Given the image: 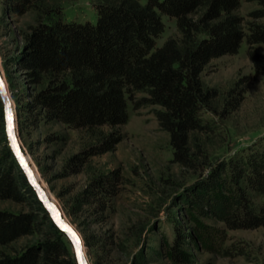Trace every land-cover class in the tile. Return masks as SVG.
Returning <instances> with one entry per match:
<instances>
[{"label": "trees", "instance_id": "1", "mask_svg": "<svg viewBox=\"0 0 264 264\" xmlns=\"http://www.w3.org/2000/svg\"><path fill=\"white\" fill-rule=\"evenodd\" d=\"M63 2L4 0L2 21L34 15L23 47L10 58L4 54L20 134L61 125L88 138L57 177L63 179L88 171L94 158L116 149L130 104L135 111L153 108L160 130L170 136L173 162L201 176L179 199L182 220L189 224L176 219L172 240L161 241L162 249L151 253L173 264H192L193 251L222 258L243 255L242 247L228 246L229 232L264 228V144L226 158L211 156L200 138L214 130L203 115L220 94L206 88L202 76L213 61L237 55L244 43L256 75H264V56L251 50L264 44V24L246 26L241 0H93L96 23L67 19ZM260 5L251 14L254 20H264V1ZM165 18L174 22L177 34L160 46ZM11 67L20 73L24 92L14 86ZM245 94L236 84L228 92L225 113L236 112ZM65 139L52 135L47 141ZM126 183L120 169L93 176L68 214L78 217L94 209L104 215ZM0 200L28 207L21 213L0 210V264H77L9 147L1 96ZM37 235L41 242L7 251ZM86 244L93 245L88 236Z\"/></svg>", "mask_w": 264, "mask_h": 264}, {"label": "rangeland", "instance_id": "2", "mask_svg": "<svg viewBox=\"0 0 264 264\" xmlns=\"http://www.w3.org/2000/svg\"><path fill=\"white\" fill-rule=\"evenodd\" d=\"M260 1L264 0H241L239 13L244 17L246 26L253 21L264 24V20L251 17L253 12L262 9ZM62 6L69 20L82 23L97 21L93 0H64ZM4 15V0H0V62L17 107L4 54L10 58L23 47L24 35L34 23V15L27 14L21 18L7 16L2 21ZM165 23L166 33L158 41L160 46L168 37L177 34L173 21L165 18ZM248 48L244 43L237 55L213 61L202 76L206 88L216 89L220 94V98L213 101V109L203 115L214 132L200 138L204 147L210 148L214 159L226 158L256 143L264 144V75H256L247 54ZM251 50L264 56V44L256 45ZM9 70L14 78V86L24 92L25 85L20 73H16L13 67ZM236 84L246 90V97L236 112L225 113L228 92ZM152 110L146 108L135 111L130 104L129 122L119 129L123 140L116 149L94 158L87 166L88 171L63 179L57 177L66 163L89 143L88 138L81 132L67 130L61 125L41 126L23 136L20 134L38 176L81 235L91 264H173L171 260L158 257L151 251H160L161 241L172 240L176 219L180 218L183 223L189 224L187 220H182L186 216L179 212L182 206L179 199L201 174L173 162L170 136L160 130ZM52 135L64 136L65 142L56 144L47 141ZM116 169L121 170L127 183L121 187L111 209L104 215H96L94 209L84 211L78 217L68 214L75 198L86 189L90 178ZM0 210L21 213L27 211L28 207L0 200ZM86 236L93 244L91 247L86 244ZM229 238L228 246L242 247L245 252L243 255L222 258L205 251H193L195 259L192 264H264V228L231 231ZM41 240V235L24 237L7 251L16 253Z\"/></svg>", "mask_w": 264, "mask_h": 264}, {"label": "water", "instance_id": "3", "mask_svg": "<svg viewBox=\"0 0 264 264\" xmlns=\"http://www.w3.org/2000/svg\"><path fill=\"white\" fill-rule=\"evenodd\" d=\"M0 81L3 82V89L0 90V96L4 105V116H5V128H6V135L9 142V147L18 162L19 166L21 167L23 173L25 174L26 178L28 179L30 185L34 189L35 193L39 201L42 203L45 210L48 212L51 220L58 228V230L64 234L67 238L69 244L72 247V251L76 258L77 264H91L86 253V248L84 241L76 230V228L70 223V221L66 218V215L62 211V208L59 204H57L53 197L52 193L46 189L42 185V180L37 177L36 172L33 168L32 161L28 153L26 152L19 133V121H18V114H17V107L12 99V95L8 88V84L6 82V78L4 77V73L2 71V65L0 62ZM11 111L12 114V129L11 134L9 133L8 127V114ZM16 127L18 130H16ZM15 141V142H13ZM51 206V207H50ZM59 214V219H57V215ZM62 225L67 226L68 229L71 231H66ZM73 233H75L76 238L79 239V252L77 251L76 240L73 238Z\"/></svg>", "mask_w": 264, "mask_h": 264}, {"label": "snow or ice", "instance_id": "4", "mask_svg": "<svg viewBox=\"0 0 264 264\" xmlns=\"http://www.w3.org/2000/svg\"><path fill=\"white\" fill-rule=\"evenodd\" d=\"M2 89H3V82L0 81V90H2ZM8 127H9V133L11 134V129H12L11 111H9V114H8ZM13 142H15V141H13ZM56 215H57V219H59V214L57 213ZM62 227H64L66 231H71V229H68L67 226H65V225H62ZM73 238L76 240L77 251L79 252V239L76 238L75 233H73Z\"/></svg>", "mask_w": 264, "mask_h": 264}, {"label": "bare ground", "instance_id": "5", "mask_svg": "<svg viewBox=\"0 0 264 264\" xmlns=\"http://www.w3.org/2000/svg\"><path fill=\"white\" fill-rule=\"evenodd\" d=\"M17 129H18V128L16 127V130H17ZM32 165H33V163H32ZM33 168H34V170H35V172H36L37 177L40 178V177L38 176V174H37V171H36L34 165H33ZM40 179H41V178H40ZM41 180H42V179H41ZM42 185H43L46 189H48L43 181H42ZM48 190H49V189H48ZM52 197H53V196H52ZM53 199H54V197H53ZM54 201H55V199H54ZM55 202H56V201H55ZM56 203H57V202H56Z\"/></svg>", "mask_w": 264, "mask_h": 264}]
</instances>
